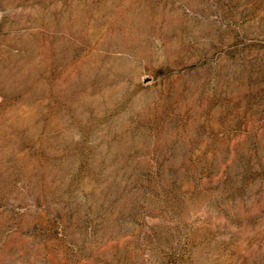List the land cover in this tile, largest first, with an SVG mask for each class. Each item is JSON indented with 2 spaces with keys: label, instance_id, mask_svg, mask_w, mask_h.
<instances>
[{
  "label": "rangeland",
  "instance_id": "374dc122",
  "mask_svg": "<svg viewBox=\"0 0 264 264\" xmlns=\"http://www.w3.org/2000/svg\"><path fill=\"white\" fill-rule=\"evenodd\" d=\"M0 264H264V0H0Z\"/></svg>",
  "mask_w": 264,
  "mask_h": 264
}]
</instances>
